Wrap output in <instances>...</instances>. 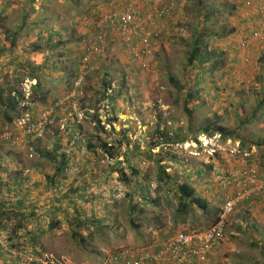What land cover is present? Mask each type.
Segmentation results:
<instances>
[{
	"label": "rangeland",
	"instance_id": "rangeland-1",
	"mask_svg": "<svg viewBox=\"0 0 264 264\" xmlns=\"http://www.w3.org/2000/svg\"><path fill=\"white\" fill-rule=\"evenodd\" d=\"M194 2L181 0L177 21L167 28L162 44L147 58V68L134 67L126 53L98 59L88 74L85 97L72 99L64 107L70 109L67 120L79 121L76 125L82 127L80 134L85 140L76 150L77 157L67 163L66 171L82 169L79 160L89 149L88 145L98 136L105 138L103 124L97 122L96 116L111 127L108 137L111 134L110 142L116 145L118 155L117 160L109 163L106 158L97 162L102 170L115 167L108 183L113 187L108 194L102 189L103 182L97 181L93 191L98 193L94 195L99 200H93V204L98 210L88 209L91 202L83 204L90 226L76 227L73 236L63 222V210L57 213L60 219L55 225L51 221L56 220L48 219L45 210L35 206L31 208L36 213L34 229L39 227L38 221L40 235L31 241L27 238L30 232L19 227L22 216L7 205L15 203L14 192L27 195L33 191L29 187H34L29 185V175H43L42 170L44 175L51 176L56 169L55 163L42 155L48 153L52 143L43 141L48 129L63 123V109L53 115L42 136H32L15 123L9 125L5 120L6 110L0 106V130L13 131L17 141L11 144L0 140V216L6 213L10 221L5 231L1 230L4 238L0 239L5 247H16L31 264H105L109 255L119 248L155 247L175 232L208 228L228 194L219 185V175L246 166L263 174L264 106L261 109L258 106L264 99V44L250 50L241 46L240 27L244 29L242 22L250 15L243 8L244 0H210L209 3L225 7L208 22L207 28H220L228 35L218 41L205 38L204 49L215 52L218 68L200 70L197 65H188L191 35L197 25L200 27ZM47 6L51 11L43 13L41 10ZM124 6L123 0H0V88H7L5 97L9 96V87L22 88L27 98L22 107H26L37 83L32 76L38 75L45 84L43 89L49 92L46 96L49 106L64 99L75 81L80 53L95 41L97 16ZM234 6L236 10L232 9ZM56 44L53 53L50 45ZM38 45L44 51H34ZM247 52L252 55L250 64L244 62ZM170 78L183 88L176 89ZM105 80L112 84L109 100L98 95ZM44 90L41 95L45 94ZM26 111V108L22 110L20 116ZM41 111L32 110L30 114L36 116ZM213 122L236 130L243 143L199 132ZM161 133L187 142L176 140L166 146L168 150L162 147L152 150L154 142L163 139ZM194 137L201 144L193 141ZM259 144L262 149L257 148ZM159 153L163 154L162 165L172 175L171 180L166 176L159 179V156H156ZM58 155L60 164L62 156ZM135 169L138 176L133 172ZM59 174L57 178L63 180ZM50 180L53 179L46 178L48 186ZM99 183L102 188L97 186ZM179 183L195 187L197 196L208 203V211L189 207L180 215ZM38 216L43 218L39 220ZM77 218L76 224L83 222ZM132 219L138 226L132 224ZM263 252L264 197L252 208L239 207L230 217L227 249L215 264H264Z\"/></svg>",
	"mask_w": 264,
	"mask_h": 264
},
{
	"label": "built area",
	"instance_id": "built-area-1",
	"mask_svg": "<svg viewBox=\"0 0 264 264\" xmlns=\"http://www.w3.org/2000/svg\"><path fill=\"white\" fill-rule=\"evenodd\" d=\"M123 1V8L97 16L94 24L97 26L95 41L83 49L76 80L67 96L42 110L36 117L26 111L16 121L15 124L21 126L27 135L42 136L59 109H63L72 99L85 97V83L96 60L126 53L134 67L147 68V58L158 48V41L164 34V21L161 17H175L177 0ZM247 3L255 9L257 22L248 26L243 41L246 48L253 43L264 42V0H248ZM245 56L244 61L250 64L251 55L247 53ZM26 105L34 106L32 102H27ZM102 124L107 131H111L109 125ZM13 134V131L0 130V140L15 144L17 141ZM107 141L109 142L108 138ZM109 146L112 144L109 143ZM219 180L228 194L218 218L208 228L175 232L155 247L119 248L109 255L105 264H215L227 248L230 217L240 204L246 203L249 207H254L255 200H262L264 197V172L261 174L254 167L234 168ZM2 244L4 245L0 239V245ZM19 264L31 262L24 259Z\"/></svg>",
	"mask_w": 264,
	"mask_h": 264
},
{
	"label": "crops",
	"instance_id": "crops-1",
	"mask_svg": "<svg viewBox=\"0 0 264 264\" xmlns=\"http://www.w3.org/2000/svg\"><path fill=\"white\" fill-rule=\"evenodd\" d=\"M43 13L50 12L51 9L47 6L44 9L41 10ZM243 30V28L240 27V32ZM43 86L45 84L43 83ZM48 99V98H47ZM47 99H45L44 102H34V106L32 107V110H43L44 108L48 107L50 104L47 102ZM70 109H64L61 113L64 114L63 117V123H58L57 125H54V129H48L45 133H47L48 138H44L45 143L51 142L52 148H48V150L51 152H57V154H65L67 162H71V160L74 157H77L76 150L82 146L85 142V140L81 137L80 130H82V127L78 128L76 125L79 123V121L73 122V120H67V114H69ZM40 142V141H39ZM38 142H36L37 144ZM47 150V151H48ZM95 152L97 153H91L89 149L84 153V155L80 158L79 161L82 162V169L78 168L75 171H66L67 169L63 170V172H60V174L55 170H53L50 174L51 176L44 175V172L41 170V173L43 175H37L33 173V175H29L28 178L29 186L33 191L29 192L27 195H23L22 193H19V191L14 192L12 195V200L15 203H8V206H11L9 210H13L14 213H20L22 216L21 220H24V228L28 232H30V237H27L28 239H31V241H34L35 239L39 238V233L37 232L38 228L41 226V224L37 221V225L39 227H36L34 229L35 219L34 216H36L35 211L31 209L35 206H40L45 210L44 216L48 219L56 221L52 224H57L60 218L57 219V213L61 210H63V222L66 224L71 230V235L73 236V233L76 232V227L79 223L76 224L75 218L78 216V220H83V223H85V226H90V219L84 216L83 210H85V207L83 206L86 202H91L90 206H88V209L91 210H98V207H94L93 200L96 201V199L99 200L98 196H95V193L93 190L95 188V185L97 181L103 182V188L101 187V183L97 184V186H100L103 190H107L108 194L110 193V188L113 186H109V180L112 176L115 174V167H112L108 170H102V168L99 166L98 161H105V157L99 154V149H95ZM101 153V152H100ZM55 155V154H54ZM97 155V156H96ZM123 158V157H122ZM108 160V159H107ZM109 163V160L107 161ZM116 164V163H115ZM78 166V164H77ZM103 166V165H101ZM87 169V171L85 170ZM46 173V172H45ZM57 173L63 177V180L57 178ZM31 178V180H30ZM46 178H52L53 180H50V186H48V183L46 181ZM44 179V181H43ZM18 183L20 182V176L17 178ZM25 180H23L24 182ZM37 181L41 182L42 184L38 185ZM53 181V182H51ZM20 184V183H19ZM15 185V183H14ZM19 186V185H18ZM16 187V186H15ZM107 188V189H106ZM39 189V190H38ZM38 190V191H37ZM102 190V191H103ZM114 190V189H113ZM0 191V196L2 195ZM93 192L92 195H87V193ZM4 194V193H3ZM40 195V197H36ZM35 200V201H34ZM38 202V203H37ZM35 203V205H34ZM243 207V206H242ZM81 215V217H79ZM43 218L38 216V219L41 220ZM10 224V221L8 218H2L0 216V238H4V235L1 234V230L5 231V228L8 227ZM27 227V228H26ZM84 229V228H83ZM76 230V231H75ZM82 230L79 229V232ZM84 233V231H82ZM22 233V231H20ZM47 233H44V235ZM36 235H38L36 237ZM13 243L16 242V239L12 241ZM10 246V245H9ZM33 246V244H32ZM16 247H5V244L0 245V264H19L22 259L23 255H26L22 252L18 253V250H15ZM39 264V263H35Z\"/></svg>",
	"mask_w": 264,
	"mask_h": 264
},
{
	"label": "trees",
	"instance_id": "trees-1",
	"mask_svg": "<svg viewBox=\"0 0 264 264\" xmlns=\"http://www.w3.org/2000/svg\"><path fill=\"white\" fill-rule=\"evenodd\" d=\"M110 1V0H109ZM210 0H195L194 2V11L197 13V18H199L200 20V27L197 25L194 28V32L191 35V39H192V44L190 46V50L188 52V65H197L199 66L200 70H204V69H210L212 71L215 70V68H218V64H219V59H214V51H209L207 48L204 49V47H206L205 45V38H211L213 37V39H216V41H218L220 38H222L223 36L225 37L226 33L223 34V29L220 30V28L218 29H212V28H207V24L208 22L214 18L217 17L219 12L223 9H225V7L223 5H215L214 3H209ZM181 0H177V5H180ZM108 5V3H107ZM223 8V9H221ZM236 6H234L232 9L236 10ZM235 11L231 13V15H234ZM161 18H163L162 20L164 21V26H163V32L165 33V31L167 30L168 27L174 25L176 23V19H174V16L171 18H167L165 16H162ZM166 18L168 21H166ZM219 20V19H217ZM164 36H162L161 38H163ZM162 40L158 41V45H161ZM13 45V43H12ZM58 44L56 45H50V47H52L51 51L54 53V50L57 49ZM156 50V49H155ZM154 50V51H155ZM34 51H44V47L42 45H38ZM153 51V53H154ZM83 58V51L80 53L79 55V61L80 63L77 65L78 69L79 66L81 64ZM207 62V63H206ZM209 65H206L208 64ZM206 63V64H205ZM215 65V66H214ZM215 67V68H214ZM77 72V69H76ZM77 74V73H76ZM77 77V75H76ZM32 78H34L37 83L34 87V92L33 94L29 95L28 101L27 102H44L46 98V96L48 95V91L43 89V84L42 81L40 80V78L38 77V75H34L32 76ZM76 79V78H75ZM197 80V79H196ZM170 82L172 83V85L176 88V89H182L183 87H181L179 85V83L173 79L170 78ZM198 82V80H197ZM10 84V83H7ZM6 84V85H7ZM10 86V85H8ZM111 82L110 81H103V89L102 91L98 92L99 98L105 100H109L111 97V95L109 94V91L111 89ZM9 96L5 97L6 92L8 91L7 88H0V106H2L3 108H5L6 112H5V120L6 122L9 123V125H11L12 123H16V121L21 117L20 113L22 114V110L28 109V107H22V103L25 102V100L27 99L25 96V93L23 91L22 88L19 87H14L11 86L9 87ZM45 91L44 95L42 94V91ZM97 95V96H98ZM36 97L38 98V100L35 101ZM48 97V96H47ZM191 98H193V94L190 95ZM264 106V99L262 101H260V104L258 106V109L263 108ZM20 109V110H19ZM188 110V112L190 113V115H193V112L190 109H186ZM95 114V113H94ZM97 122L99 124H101V120L99 119L98 116L95 117ZM115 120H117V118H115ZM102 131H104V127H101ZM200 133L204 134V135H208L210 137L214 136V135H218L221 136L223 139H233L236 141H239L241 143H243L240 138L237 135V131L236 130H231L228 127L224 126V125H219L216 122H213L211 124H209L208 126H206V128L204 129V131H199ZM161 137H163V139L161 141L158 142H154V147L152 148H158V147H162L165 148L166 150H168L166 146H171L173 145V143L176 142V140H178L179 142H187V139H182V138H178L176 140H173L171 137H167L166 134L161 133ZM193 141H195L198 144H201L198 141L197 137H194ZM109 143L112 144V146H109ZM262 145L259 144L257 146V148L262 149ZM88 148L92 151H95V149H100L101 151V155L106 157L109 156L112 159L116 158L118 155L115 154V150H116V145L112 142H108L107 138L103 139L101 136L96 137L95 141H91V143L88 145ZM251 151V150H250ZM48 153L46 154H42L43 158L48 159V161L54 162L56 165V171L58 173L63 172V170H65L67 168V160H66V155L62 154V159L60 164L57 163V160H59L61 157H59L58 154H53V152L51 151H47ZM152 153V152H151ZM166 155L168 156L169 153H166ZM157 157L159 156V165H158V174H159V179L161 180L163 176H166L167 179L171 180V176L169 175L167 172V167L162 165V163L165 161V159H163L161 156H163V154L160 155V153L158 155H156ZM59 158V159H58ZM133 172L136 174V176L139 175V171L138 170H133ZM57 173V174H58ZM125 178L126 174L124 173ZM128 181V180H126ZM177 191L179 194V207H178V213L180 215L185 214L188 211L189 207H198L200 209L203 210H207L209 209V205L208 203L202 199L201 197L197 196V192H196V188L189 185L188 183H179L177 184ZM257 201H261L259 199L255 200ZM242 205V204H241ZM240 205V206H241ZM221 209L219 210L218 214L221 212ZM18 215H20V213H16ZM15 214V215H16ZM22 215V214H21ZM20 215V216H21ZM218 216V215H217ZM2 218H6V213L3 214ZM218 218V217H217ZM216 218V219H217ZM216 221V220H215ZM132 224L134 226H138L137 223L135 222V219H132ZM85 223L83 222H79L77 227L80 226H84ZM19 227L20 228H24V220H20L19 221ZM76 237V235H74ZM83 241V240H82ZM264 254V252H263Z\"/></svg>",
	"mask_w": 264,
	"mask_h": 264
},
{
	"label": "clouds",
	"instance_id": "clouds-1",
	"mask_svg": "<svg viewBox=\"0 0 264 264\" xmlns=\"http://www.w3.org/2000/svg\"><path fill=\"white\" fill-rule=\"evenodd\" d=\"M248 0H244V2L242 3L243 4V8L245 9V11H249L248 13H250V15H248V17H246L245 19H244V21L242 22V25L244 26V29L240 32L241 34H242V36H241V40H240V43H241V46L243 45V41L245 40V37H246V33H247V29H248V26L250 25V24H252V23H255V22H257V16H256V12H255V9L252 7V6H249L248 5ZM181 4V3H180ZM180 8H181V6L180 5H178L177 6V8H176V10H175V17H174V19H176V21H177V18H178V15H179V11H180ZM243 13V12H242ZM165 34V33H164ZM164 34L162 35V36H164ZM264 44V42H262V43H253L250 47H248V48H246V47H244V48H246V49H248V50H250V49H254L255 47H257V46H261V45H263ZM247 53H249V52H247ZM246 53V54H247ZM245 54V55H246ZM250 54V53H249ZM251 55V54H250ZM251 57H252V55H251ZM253 60V59H252ZM245 62V61H244ZM252 63V62H251ZM76 80V79H75ZM74 83V82H73ZM73 85V84H72ZM72 87V86H71ZM70 90H71V88H70ZM60 100V99H59ZM58 101V100H57ZM57 101H55V102H57ZM33 103V102H32ZM34 104V103H33ZM55 104V103H54ZM53 104V105H54ZM24 106H26V107H28V109H27V111H32V107H29L28 105H24ZM52 106V105H51ZM49 107V106H48ZM107 107V106H106ZM30 108V109H29ZM47 108V107H46ZM45 109V108H44ZM43 109V110H44ZM109 109V108H108ZM60 110V109H59ZM38 115V114H37ZM36 115V116H37ZM22 116V115H21ZM35 116V117H36ZM101 120V119H100ZM102 121V120H101ZM101 123H105V121L104 122H101ZM47 127V126H46ZM103 127H104V133H105V137L106 138H108L109 139V141H110V137H111V134L109 135V137H108V134L110 133V131H107L106 130V126L105 125H103ZM45 131V130H44ZM112 131H113V129H112ZM103 138V137H102ZM103 139H105V138H103ZM229 140H231V139H229ZM237 142V141H236ZM239 148V147H238ZM241 150V149H240ZM99 151H100V149H99ZM101 152V151H100ZM216 153V152H215ZM106 159H108V160H110V161H112V160H114V159H118V158H114V159H112L111 157H109V156H106L105 157ZM232 170V169H231ZM230 171V170H229ZM262 174V173H261ZM225 174H222V175H219L220 177L221 176H224ZM218 177V176H217ZM220 177H219V179H220ZM218 179V182H219V185L221 186V184H220V180ZM221 188L223 189V187L221 186ZM224 191H227V190H225V189H223ZM227 193H228V191H227ZM226 199V198H225ZM225 203V202H224ZM241 205V204H240ZM249 207L246 203H242V205L241 206H239L240 208H243V207ZM238 207V208H239ZM237 208V209H238ZM249 208H252V207H249ZM227 249V248H226ZM226 252V251H225ZM224 254V253H223ZM222 256V255H221Z\"/></svg>",
	"mask_w": 264,
	"mask_h": 264
}]
</instances>
